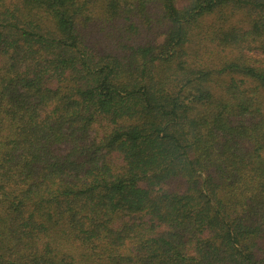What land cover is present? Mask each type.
<instances>
[{"label":"trees","instance_id":"obj_1","mask_svg":"<svg viewBox=\"0 0 264 264\" xmlns=\"http://www.w3.org/2000/svg\"><path fill=\"white\" fill-rule=\"evenodd\" d=\"M0 264H264V0H0Z\"/></svg>","mask_w":264,"mask_h":264}]
</instances>
